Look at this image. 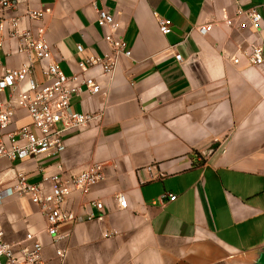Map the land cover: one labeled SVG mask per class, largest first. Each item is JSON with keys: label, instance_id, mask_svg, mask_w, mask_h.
<instances>
[{"label": "crops", "instance_id": "1", "mask_svg": "<svg viewBox=\"0 0 264 264\" xmlns=\"http://www.w3.org/2000/svg\"><path fill=\"white\" fill-rule=\"evenodd\" d=\"M262 1L21 0L15 13L51 7L40 23L68 75L86 55L110 51L101 9L120 21L132 55H120L110 74L90 72L99 93L84 87L72 96L73 111L95 117L66 135L60 156L2 162L6 186L19 170L37 180L41 165L54 171L58 161L66 175L103 164L102 180L67 198L65 208L77 215L61 225L67 235L54 243L39 207L11 195L0 206L6 239L35 233L44 264H264V64L252 65L246 55L254 46L264 50V20L259 29L226 22L238 7ZM158 16L171 21V32L159 29ZM205 23L212 30L201 34ZM14 48L8 39L0 73L25 61ZM33 76L44 81L39 69ZM10 96L9 88L0 91V101ZM16 120L31 121L25 109ZM166 192L176 199L162 202ZM119 193L128 207L119 205ZM93 201L103 202V211Z\"/></svg>", "mask_w": 264, "mask_h": 264}, {"label": "built area", "instance_id": "2", "mask_svg": "<svg viewBox=\"0 0 264 264\" xmlns=\"http://www.w3.org/2000/svg\"><path fill=\"white\" fill-rule=\"evenodd\" d=\"M21 0H0V51H5L6 41L15 42L13 52L23 55L26 59L17 68H5L0 73V91L11 90L10 98L0 101V168L4 159L11 162L26 159H38L41 156L61 155L66 148V135L69 132L86 126L95 116L71 109V98L85 87L91 94L101 91V84L90 72L99 69L102 74H110L116 68L120 55L131 56L132 50L120 34L121 23L105 9L99 10L98 24L103 29V37L110 44L108 52L99 54L92 52L78 62V70L70 75L54 61L51 43L46 36V27L40 23L51 12V7H29L22 14L15 13ZM15 11V12H14ZM158 26L163 33L173 30L171 21L158 16ZM236 20L242 27L253 29L262 27L264 20V0L250 8L238 7L233 18H226L232 25ZM26 21L37 25H24ZM212 23L201 24L198 30L207 34L212 30ZM78 51L84 47L78 44ZM12 53V51H10ZM8 54V53H7ZM252 65L264 64V50L254 46L246 51ZM178 59L181 58L177 54ZM235 61H239L236 58ZM39 69L44 78L37 80L33 73ZM25 84V87L23 86ZM19 109H25L31 119L30 123L17 124L16 116ZM12 168V167H10ZM104 177L101 162H93L78 173L66 175L61 161L39 167V178L33 180L24 170L14 175V183L5 185L0 177V206L7 196L26 197L39 207L46 220V231L57 243L67 234L60 231L61 225L73 221L77 215L65 208L67 198L75 191L87 192ZM166 197L176 199V195L166 192L161 195L163 202ZM117 201L122 208L129 205L126 194L119 193ZM92 204L103 211L101 201ZM96 217L94 212L89 218ZM108 236V234H105ZM44 244L35 233L28 231L22 241L14 242L6 239L0 227V264H44ZM62 258L65 250L57 248Z\"/></svg>", "mask_w": 264, "mask_h": 264}]
</instances>
